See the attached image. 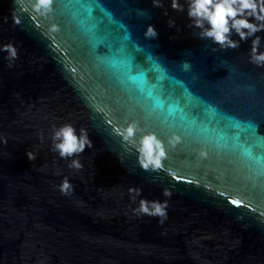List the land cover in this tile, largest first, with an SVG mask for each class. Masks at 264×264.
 Segmentation results:
<instances>
[{
	"label": "water",
	"instance_id": "water-1",
	"mask_svg": "<svg viewBox=\"0 0 264 264\" xmlns=\"http://www.w3.org/2000/svg\"><path fill=\"white\" fill-rule=\"evenodd\" d=\"M33 2L0 0V47L18 56L8 67L0 52V264H264V67L249 62L251 40L202 39L188 0L183 12L53 0L44 16ZM132 122L137 142L164 143L160 170H142L116 134ZM64 124L92 141L80 169L52 151ZM139 199L167 200V218L136 216Z\"/></svg>",
	"mask_w": 264,
	"mask_h": 264
},
{
	"label": "clouds",
	"instance_id": "clouds-1",
	"mask_svg": "<svg viewBox=\"0 0 264 264\" xmlns=\"http://www.w3.org/2000/svg\"><path fill=\"white\" fill-rule=\"evenodd\" d=\"M14 5L20 6L21 11L27 10L23 7V0H14ZM52 5L53 0H34L31 7L33 12L44 16L52 12ZM154 6L162 7L163 5L156 3ZM171 7L177 11H185V6L178 0H172ZM186 15L192 26L201 29L199 36L202 39L211 40L220 49H237L241 42L251 40L249 62L257 67H264V51L260 50L262 38L257 35V33H264V0H188ZM7 22L5 18L4 23ZM16 22L19 21L16 20ZM174 26L175 22L169 21V27ZM145 35L147 38L155 39L158 33L154 27L150 26ZM233 35L238 36L239 40H234ZM0 52L7 54L4 59L8 61V67H12L18 58L16 47L11 43L5 44L0 47ZM138 130H140L138 125L132 122L127 127L115 131L124 142L135 147L138 164L142 170H160L163 167L162 161L166 159L164 143L154 133L140 136L137 142ZM52 141V151L58 153L62 159L71 158L68 167L75 169L82 168V165L78 159L73 157L93 147L87 129L80 128L77 132L72 124H64L59 128L54 126ZM177 141L178 138L173 137L169 143L174 145ZM26 155L30 161L35 159L31 152H27ZM72 188L68 178L65 177L60 185V191L68 195ZM128 195L132 202H136L137 198L142 195V189L130 187ZM162 195L170 197L171 193L165 189ZM167 208V200L161 202L139 199L138 207L133 208L132 211L138 217H159L163 222L167 218Z\"/></svg>",
	"mask_w": 264,
	"mask_h": 264
}]
</instances>
